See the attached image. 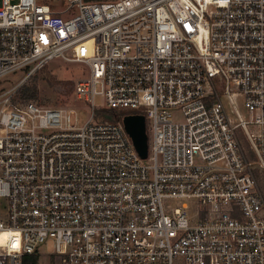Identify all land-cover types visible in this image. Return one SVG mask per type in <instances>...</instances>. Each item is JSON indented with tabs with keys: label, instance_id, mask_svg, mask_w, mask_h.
Listing matches in <instances>:
<instances>
[{
	"label": "built area",
	"instance_id": "2783aa9c",
	"mask_svg": "<svg viewBox=\"0 0 264 264\" xmlns=\"http://www.w3.org/2000/svg\"><path fill=\"white\" fill-rule=\"evenodd\" d=\"M54 59L88 116L0 91V264H264V0H0V80Z\"/></svg>",
	"mask_w": 264,
	"mask_h": 264
},
{
	"label": "rangeland",
	"instance_id": "374dc122",
	"mask_svg": "<svg viewBox=\"0 0 264 264\" xmlns=\"http://www.w3.org/2000/svg\"><path fill=\"white\" fill-rule=\"evenodd\" d=\"M83 72L84 68L79 63L54 59L27 75L22 70L7 75L0 80V91H12V100L19 103L31 101L40 106L72 109L76 114V123L81 124L87 119L88 109L74 96L73 86ZM23 90H26L25 93L30 97H26ZM221 99L228 110L226 99ZM234 99L238 111L243 114L240 97L236 96ZM94 102L96 105L99 104L100 97L96 96ZM94 119L112 121L109 116L98 111ZM49 252L48 244L41 246L38 250L37 264H57L53 256L45 255Z\"/></svg>",
	"mask_w": 264,
	"mask_h": 264
},
{
	"label": "water",
	"instance_id": "95a60500",
	"mask_svg": "<svg viewBox=\"0 0 264 264\" xmlns=\"http://www.w3.org/2000/svg\"><path fill=\"white\" fill-rule=\"evenodd\" d=\"M121 124L138 156L145 158L147 144L143 116L141 114H125L121 117Z\"/></svg>",
	"mask_w": 264,
	"mask_h": 264
},
{
	"label": "trees",
	"instance_id": "16d2710c",
	"mask_svg": "<svg viewBox=\"0 0 264 264\" xmlns=\"http://www.w3.org/2000/svg\"><path fill=\"white\" fill-rule=\"evenodd\" d=\"M26 90H23V94H25L26 97H30L29 94L25 93ZM98 112H101L104 115L109 116L112 121H119L120 118L125 115V114H132L135 113V111H131V110H115L112 108H100L98 110ZM111 112V113H110ZM38 257V254H33L28 260H27V264H34L36 259ZM30 260V261H29Z\"/></svg>",
	"mask_w": 264,
	"mask_h": 264
},
{
	"label": "bare ground",
	"instance_id": "6f19581e",
	"mask_svg": "<svg viewBox=\"0 0 264 264\" xmlns=\"http://www.w3.org/2000/svg\"><path fill=\"white\" fill-rule=\"evenodd\" d=\"M5 237V235L4 234H2L1 236H0V239H3Z\"/></svg>",
	"mask_w": 264,
	"mask_h": 264
}]
</instances>
